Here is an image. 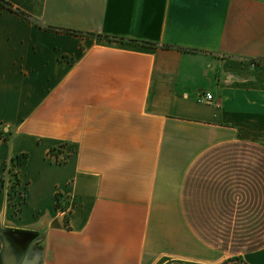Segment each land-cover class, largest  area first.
Listing matches in <instances>:
<instances>
[{"label":"crops","instance_id":"1","mask_svg":"<svg viewBox=\"0 0 264 264\" xmlns=\"http://www.w3.org/2000/svg\"><path fill=\"white\" fill-rule=\"evenodd\" d=\"M7 1L0 259L264 264V0Z\"/></svg>","mask_w":264,"mask_h":264},{"label":"trees","instance_id":"2","mask_svg":"<svg viewBox=\"0 0 264 264\" xmlns=\"http://www.w3.org/2000/svg\"><path fill=\"white\" fill-rule=\"evenodd\" d=\"M0 7L7 9L13 13H16V14L20 15L21 17H23L24 19H27V20L33 22L34 24L39 25L41 28H44L33 17H31L29 14L25 13L24 11L20 10L19 8L15 7L12 3H10L7 0H0ZM45 29L56 30V29L50 28V27H46ZM67 32L78 34V32H75V31H67ZM98 37L102 38L103 36L98 35ZM130 42L131 43H138L137 41H130ZM142 44L150 45L148 43H142ZM27 160H28V156L26 154L18 155L17 157L13 158L7 166V173L15 178L16 183H14V185H13L14 189H16V187H17V174H16L15 170L19 167L24 166L27 163ZM8 197L10 198V197H12V195L10 193H8ZM58 201H59V199H58ZM57 207L60 208L59 203H58ZM236 262H239V259H236Z\"/></svg>","mask_w":264,"mask_h":264},{"label":"water","instance_id":"3","mask_svg":"<svg viewBox=\"0 0 264 264\" xmlns=\"http://www.w3.org/2000/svg\"><path fill=\"white\" fill-rule=\"evenodd\" d=\"M3 239V251L1 254L0 262L1 264H39L40 261L33 255L28 254V256L24 257L22 255H18L17 252L14 251V245L11 240L7 237L6 231L2 232ZM15 256V259L13 258Z\"/></svg>","mask_w":264,"mask_h":264},{"label":"rangeland","instance_id":"4","mask_svg":"<svg viewBox=\"0 0 264 264\" xmlns=\"http://www.w3.org/2000/svg\"><path fill=\"white\" fill-rule=\"evenodd\" d=\"M6 175L7 176L5 178V183H4L5 184V189H6L7 193H10L12 195V197H10V198L8 197L7 199H8V201L10 200V202H12L13 201L12 198L14 196H16V194H17L16 189L13 188V185L16 182H15V178L12 177L10 174L7 173ZM214 232L215 233L216 232L220 233L221 231H216L215 230ZM224 232H226L224 236L231 238L230 240H232V241L230 242V240H229V242L231 243V247H234V243H235L234 232H232V231H230V232L229 231H224ZM215 233H213V234H215Z\"/></svg>","mask_w":264,"mask_h":264},{"label":"built area","instance_id":"5","mask_svg":"<svg viewBox=\"0 0 264 264\" xmlns=\"http://www.w3.org/2000/svg\"><path fill=\"white\" fill-rule=\"evenodd\" d=\"M213 100V95L212 94H207L206 96H205V99H204V101H206V102H211ZM50 155H51V157L52 158H56V155H55V153H50Z\"/></svg>","mask_w":264,"mask_h":264}]
</instances>
